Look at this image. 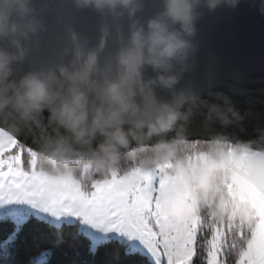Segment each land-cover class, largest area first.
Wrapping results in <instances>:
<instances>
[{"label":"water","instance_id":"1","mask_svg":"<svg viewBox=\"0 0 264 264\" xmlns=\"http://www.w3.org/2000/svg\"><path fill=\"white\" fill-rule=\"evenodd\" d=\"M0 129L47 158L264 154V0H0Z\"/></svg>","mask_w":264,"mask_h":264},{"label":"rangeland","instance_id":"2","mask_svg":"<svg viewBox=\"0 0 264 264\" xmlns=\"http://www.w3.org/2000/svg\"><path fill=\"white\" fill-rule=\"evenodd\" d=\"M211 148L218 161L203 154L185 164L139 166L89 179L76 177L69 159L49 158V168L40 166L36 152L0 129V221L11 220L17 229L31 216L56 227L75 224L93 252L118 240L153 264H193L198 253L207 264H264V154L226 144ZM217 165L232 172V211L257 217L234 262L226 229L199 211L200 190Z\"/></svg>","mask_w":264,"mask_h":264},{"label":"trees","instance_id":"3","mask_svg":"<svg viewBox=\"0 0 264 264\" xmlns=\"http://www.w3.org/2000/svg\"><path fill=\"white\" fill-rule=\"evenodd\" d=\"M219 142L178 141L170 145H159L132 152L119 153L99 158L70 160L69 168L78 178L103 179L112 172L126 173L136 167L151 168L161 163L185 164L198 155H210L218 161L220 154L210 149ZM230 146L229 144H226ZM40 166L49 168L47 157L38 155ZM64 168V166H60ZM231 170L217 165L209 174V183L200 190L199 211L214 215L224 227L230 239V256L233 262L238 250L245 249L255 229L257 217L252 212L245 217L232 211L230 197ZM248 210V209H247ZM230 216H233L230 219ZM212 231V230H211ZM225 238V239H227ZM0 264H153L148 257L130 252L127 245L110 240L92 251L90 239L80 231L78 225L63 224L56 227L31 216L17 229L11 220L0 221ZM193 264H207L206 255L198 253Z\"/></svg>","mask_w":264,"mask_h":264}]
</instances>
